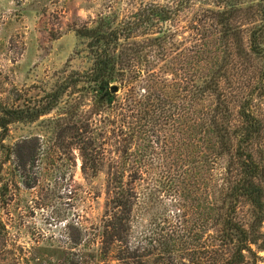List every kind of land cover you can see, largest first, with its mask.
<instances>
[{"label": "trees", "instance_id": "trees-1", "mask_svg": "<svg viewBox=\"0 0 264 264\" xmlns=\"http://www.w3.org/2000/svg\"><path fill=\"white\" fill-rule=\"evenodd\" d=\"M175 1L178 7L185 0ZM209 2L205 11L217 26L218 44L215 50L208 47L209 59L208 50L202 55L197 51L192 59L197 73L190 77L168 79L156 67L169 54L174 35L159 26L174 18L177 9L153 2L141 5L116 25L111 16H103L92 27L78 28L76 34L88 39L93 64L87 71L68 75L42 105L10 107L0 99V148L11 149L3 142L11 124L37 121L59 106V116L47 119L58 126L59 159L73 165L71 150L75 148L86 178L106 171L107 207L102 223L94 229L97 247L93 252L107 264L193 263L184 257L190 235L181 216L173 228L159 226L157 234L132 241L134 212L142 194L140 156L148 151L145 156L152 161L157 150L164 153L167 145L160 133L166 131L176 168L164 190L188 198L189 187L198 186L200 165L204 171L205 264H264V145L254 149L264 142V122L246 102L235 114L221 85L230 80L232 56L261 59L264 80V0ZM245 24H252L248 46ZM202 62H206V73ZM113 86L118 92L112 91ZM18 147L26 166L43 146L38 137H29ZM222 157L228 159L220 178V197L215 200L213 170ZM188 165H194L195 171L189 185ZM174 183L176 190H172ZM242 204L250 206L248 221L238 217ZM81 260L79 255L77 262Z\"/></svg>", "mask_w": 264, "mask_h": 264}, {"label": "rangeland", "instance_id": "rangeland-1", "mask_svg": "<svg viewBox=\"0 0 264 264\" xmlns=\"http://www.w3.org/2000/svg\"><path fill=\"white\" fill-rule=\"evenodd\" d=\"M209 1L185 0L176 7L175 0H0V99L10 107L42 105L45 96L68 75L87 71L93 64L88 39L76 34L78 28L92 27L103 16H111L116 25L141 5L153 2L177 9L174 18L159 26L172 30L174 35L168 45L169 54L165 60L159 59L156 67L168 79L190 77L197 73L192 59L205 54L208 47L215 50L218 44L217 26L205 11ZM251 27L252 24H245L243 28L246 46ZM206 55L209 59L212 53L208 50ZM231 59L230 80L221 85L233 112L236 114L238 106L246 102L264 122L262 60H237L235 56ZM202 63L206 73V62ZM60 112L58 106L37 121L11 124L3 141L11 149L0 148V264H107L93 252L97 247L94 229L102 223L107 207V174L104 171L96 178H86L75 148L71 150L73 165L59 159V148H55L59 146L58 126L47 119L56 118ZM160 135L166 151L163 153L159 146L152 161L149 155L145 156L148 151L140 156L142 194L134 212L132 241L141 235L157 234L159 226L173 228L181 216V221L186 218L190 235L184 257L192 264H205L202 247L208 228L202 223L206 195L202 165L196 174L198 186L189 187L188 198L164 190L171 183L176 166L168 146L169 133ZM29 137H38L43 147L35 161L24 166L18 156V144ZM141 145L143 149L145 143ZM259 145L264 142L256 144V151ZM227 159H219L213 170L215 200L220 197V178ZM193 168L188 165V185L193 179ZM176 187L174 183L172 190ZM238 217L248 221L250 206L242 204ZM214 232L211 228L210 233ZM79 255L82 260L77 262Z\"/></svg>", "mask_w": 264, "mask_h": 264}, {"label": "water", "instance_id": "water-1", "mask_svg": "<svg viewBox=\"0 0 264 264\" xmlns=\"http://www.w3.org/2000/svg\"><path fill=\"white\" fill-rule=\"evenodd\" d=\"M112 91H113V92H118V87H117V86H113V87H112Z\"/></svg>", "mask_w": 264, "mask_h": 264}]
</instances>
